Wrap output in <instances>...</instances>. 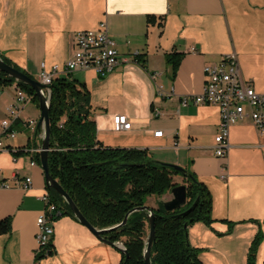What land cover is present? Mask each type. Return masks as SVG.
<instances>
[{
    "label": "crops",
    "instance_id": "1",
    "mask_svg": "<svg viewBox=\"0 0 264 264\" xmlns=\"http://www.w3.org/2000/svg\"><path fill=\"white\" fill-rule=\"evenodd\" d=\"M102 22L131 62L103 78L92 70L72 74L91 92L98 140L110 148L146 150L157 162L192 172L208 188L214 222L188 228L189 244L200 250L203 264H248L259 234L255 264H264V136L245 118L230 130L227 158H218L219 108L181 104L203 92L204 67L233 52L243 77L264 94V0H0V55L38 80L42 64L62 67L77 33ZM135 53L146 60L145 68L132 62ZM173 54L182 56L175 76L167 61ZM17 90L15 84L0 89V138L8 149L0 152V179L13 184L17 174L32 182L28 190L0 188V220L11 219L10 233L0 235V264H120V250L70 216L55 221L53 254L36 262L37 220L48 190L30 152L41 147L43 133L36 136L26 122H38L41 112L30 99L14 127L16 137H1ZM116 116H126L131 130L116 133ZM158 132L163 136L155 137Z\"/></svg>",
    "mask_w": 264,
    "mask_h": 264
},
{
    "label": "trees",
    "instance_id": "2",
    "mask_svg": "<svg viewBox=\"0 0 264 264\" xmlns=\"http://www.w3.org/2000/svg\"><path fill=\"white\" fill-rule=\"evenodd\" d=\"M1 57L8 65L26 74L4 56ZM181 58L180 54L167 57L173 76ZM135 59L137 64L146 67V60L140 55ZM13 84L39 107V99L32 88L0 71V89ZM50 89L49 174L94 228L111 229L101 235L102 241L110 245L124 244L129 259L125 263L122 254L120 264H145L144 250L149 235L147 213L134 212L125 225L112 229L121 224L131 211L143 206L153 210L156 221L152 264H203L199 258L200 250L189 244L188 228L196 223L211 226L214 222L208 188L192 172L184 169L179 173L150 158L146 150L104 146L97 138L96 124L92 120L91 92L86 84L73 79L72 75L55 79ZM19 119L14 122V127ZM32 159L41 167L40 153L32 154ZM176 177L182 178V185L187 187V204L176 211L166 212L161 199L180 185L174 183ZM47 190L61 216H70L78 221L65 200L53 189ZM151 197H155L156 208L147 205ZM10 231L11 219L0 220V235H7ZM261 239L259 234L254 240L248 264H255ZM52 254L53 251L49 255ZM45 257L44 254H36L35 260L39 262Z\"/></svg>",
    "mask_w": 264,
    "mask_h": 264
},
{
    "label": "built area",
    "instance_id": "3",
    "mask_svg": "<svg viewBox=\"0 0 264 264\" xmlns=\"http://www.w3.org/2000/svg\"><path fill=\"white\" fill-rule=\"evenodd\" d=\"M75 50L71 57L62 67L53 66L50 70L41 65L38 81L49 88L55 79L63 73L70 76L76 71H94L99 77H106L118 67L128 64L131 61L117 50L115 40L110 36L108 25L102 22L95 30L78 32L75 36ZM195 53L196 50L192 49ZM135 53V57L138 56ZM136 62V59L132 61ZM205 86L200 95L183 97L181 104L188 106L191 102L195 105H212L219 108L220 121L218 134L215 137L214 151L218 158L226 159L230 148V130L237 123L249 118L253 127L264 136V94L256 92L253 84L246 80L240 70L238 56L236 53L225 55L219 63L208 64L204 67ZM47 92L49 90L47 89ZM162 87H158V94H162ZM174 92L171 91L170 95ZM1 94V91H0ZM30 98L22 90H17V97L14 104L7 108L8 118L1 123V137L14 139V122L20 117L25 105ZM154 115H159L156 110ZM37 121L28 120L27 127L36 132ZM132 123L126 116L114 118V131L122 133L131 130ZM155 137H162L163 132L154 134ZM0 138V152L7 151ZM41 147L32 149L31 154L40 153ZM32 165H37L34 161ZM1 172V170H0ZM226 179V176H222ZM13 184L0 179L1 189L19 188L28 190L31 187V178L26 177L23 181L16 174L13 177ZM44 203L43 214L37 220L38 233L36 235L38 250L36 254L48 256L52 253V240L55 234L54 223L61 217V211L52 202L48 192L42 196Z\"/></svg>",
    "mask_w": 264,
    "mask_h": 264
},
{
    "label": "water",
    "instance_id": "4",
    "mask_svg": "<svg viewBox=\"0 0 264 264\" xmlns=\"http://www.w3.org/2000/svg\"><path fill=\"white\" fill-rule=\"evenodd\" d=\"M0 71L7 74L10 78L14 79L16 82L22 83L24 85L29 86L35 91L36 96L39 99V109L41 112L40 119L37 123L36 127V136L39 133H43L42 141H41V151H40V163L41 168L45 175V183L47 189H53L54 191L61 196L65 202L68 204L71 212L73 213L74 217L78 220L80 224L88 228L95 236L101 239V235L104 232L110 231L111 229L105 230H98L94 228L80 213L75 203L72 201L70 196L63 190L60 184L54 180L50 174L48 169V153H49V145H50V137H51V129H50V119H49V110L51 105V98L52 93L50 87L47 88L39 81L31 78L30 76L18 71L14 67L8 65L3 58L0 56ZM47 89L49 92H47ZM170 168L173 170L183 173L184 169L177 165H169ZM171 199L168 201H161V204L166 212H173L178 209H181L186 206L187 204V187L185 185H179L173 188L170 191ZM134 212H146L148 215V224H149V235L146 241V248L144 250V263L145 264H152L151 261V248L153 246L156 234V221L155 215L152 209L148 206H143L140 208H136L131 211L124 219V221L113 227L112 229L119 228L125 225L129 219V216ZM187 226H185L186 228ZM112 246L116 247L122 254L125 256V263L129 259V253L127 252L124 244L117 243L112 244Z\"/></svg>",
    "mask_w": 264,
    "mask_h": 264
},
{
    "label": "rangeland",
    "instance_id": "5",
    "mask_svg": "<svg viewBox=\"0 0 264 264\" xmlns=\"http://www.w3.org/2000/svg\"><path fill=\"white\" fill-rule=\"evenodd\" d=\"M33 106H36V105H34V104H32ZM35 108V107H34ZM36 108H37V106H36ZM40 169V168H39ZM41 170V169H40ZM174 183H176V184H180V185H182V183H183V180L181 179V178H179V177H176L175 179H174ZM171 199V195L170 194H168V195H166L165 197H163L162 199H161V201H165V200H170ZM147 205H149V206H154V208H156L157 207V205H156V203H155V197H151V198H149L148 200H147Z\"/></svg>",
    "mask_w": 264,
    "mask_h": 264
},
{
    "label": "bare ground",
    "instance_id": "6",
    "mask_svg": "<svg viewBox=\"0 0 264 264\" xmlns=\"http://www.w3.org/2000/svg\"><path fill=\"white\" fill-rule=\"evenodd\" d=\"M38 81V80H37Z\"/></svg>",
    "mask_w": 264,
    "mask_h": 264
}]
</instances>
